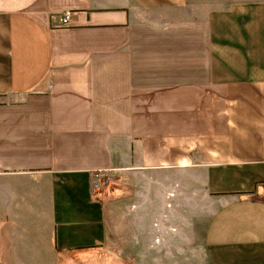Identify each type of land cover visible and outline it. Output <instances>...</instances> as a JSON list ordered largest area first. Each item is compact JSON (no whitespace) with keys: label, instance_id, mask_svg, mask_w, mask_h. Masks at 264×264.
Instances as JSON below:
<instances>
[{"label":"crops","instance_id":"1","mask_svg":"<svg viewBox=\"0 0 264 264\" xmlns=\"http://www.w3.org/2000/svg\"><path fill=\"white\" fill-rule=\"evenodd\" d=\"M0 264H264V0H0Z\"/></svg>","mask_w":264,"mask_h":264},{"label":"rangeland","instance_id":"2","mask_svg":"<svg viewBox=\"0 0 264 264\" xmlns=\"http://www.w3.org/2000/svg\"><path fill=\"white\" fill-rule=\"evenodd\" d=\"M109 174L111 176L109 182L102 183L100 186L95 187L94 189L97 192H102V193H108V192L110 193V192H114L115 190H117L116 194L118 195L119 203L123 205V208H124V204H127V205L133 204L132 209L134 210L136 209L137 212L135 211L131 212L132 219L140 220L142 218V213L145 214L144 208H142V206L140 205L146 199V196L144 195L146 194V181H147L146 178L142 177L140 173L135 174L133 172L131 173V172H127L124 170L109 171ZM155 193L157 195H160L157 192V190L155 191ZM152 197L154 198V201L156 204L158 202L157 197L156 196H152ZM177 199L178 197H175V195L169 196L166 200L164 199L162 200L161 198L163 202L162 204H164L165 208L169 210L171 208H168V206L171 207L172 204L173 205L176 204ZM161 200H159L160 203H161ZM155 204L151 209L157 210V207ZM187 208L188 207L186 205L181 206V210L183 211L182 213H184L185 216L188 218L189 213H188ZM151 214L149 215L150 217H151ZM153 214H154L153 217L155 218V216H157L156 211H154ZM203 217H204V212L203 211L198 212L196 219L197 221H201L203 220ZM174 218H177V216H175ZM181 218H184V216H182ZM123 219L124 217L122 216V220Z\"/></svg>","mask_w":264,"mask_h":264},{"label":"built area","instance_id":"3","mask_svg":"<svg viewBox=\"0 0 264 264\" xmlns=\"http://www.w3.org/2000/svg\"><path fill=\"white\" fill-rule=\"evenodd\" d=\"M72 11L67 10L64 15L60 18L58 25L60 26H68L72 19ZM94 180V188L100 186L102 183L109 182L111 176L109 174V171H100L96 173Z\"/></svg>","mask_w":264,"mask_h":264}]
</instances>
